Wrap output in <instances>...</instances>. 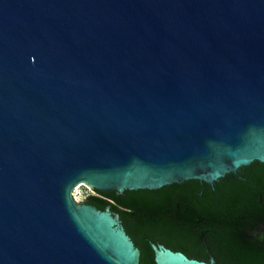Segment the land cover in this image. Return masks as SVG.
<instances>
[{
    "label": "water",
    "instance_id": "1",
    "mask_svg": "<svg viewBox=\"0 0 264 264\" xmlns=\"http://www.w3.org/2000/svg\"><path fill=\"white\" fill-rule=\"evenodd\" d=\"M254 161L264 0H0V264H140L78 186L213 185Z\"/></svg>",
    "mask_w": 264,
    "mask_h": 264
},
{
    "label": "trees",
    "instance_id": "2",
    "mask_svg": "<svg viewBox=\"0 0 264 264\" xmlns=\"http://www.w3.org/2000/svg\"><path fill=\"white\" fill-rule=\"evenodd\" d=\"M89 202L108 206L130 224L140 264H156L147 238L190 258L216 264H264V162L254 161L213 185L198 179L156 190H95Z\"/></svg>",
    "mask_w": 264,
    "mask_h": 264
},
{
    "label": "rangeland",
    "instance_id": "3",
    "mask_svg": "<svg viewBox=\"0 0 264 264\" xmlns=\"http://www.w3.org/2000/svg\"><path fill=\"white\" fill-rule=\"evenodd\" d=\"M81 187H79V189L76 192V196L75 198L77 199V201H82L88 194H96V191H94L90 186L85 185V184H81ZM78 188V187H77ZM76 188V189H77ZM75 193V191H74Z\"/></svg>",
    "mask_w": 264,
    "mask_h": 264
},
{
    "label": "flooded vegetation",
    "instance_id": "4",
    "mask_svg": "<svg viewBox=\"0 0 264 264\" xmlns=\"http://www.w3.org/2000/svg\"><path fill=\"white\" fill-rule=\"evenodd\" d=\"M125 191H126V190H125ZM125 191H124V192H125ZM91 195H93V193H92V194H91V193L88 194V195H87L82 201H84L86 204H90V205H92V204L89 202V198H90ZM108 207H110V206H108ZM110 210L113 211V210L111 209V207H110ZM114 212H115V211H114ZM122 222H123V220H122ZM123 226H124V228H125L126 231H127L128 227H130V224L127 223L126 226L123 224ZM127 233H128V231H127ZM131 238H132L133 241L135 242L136 246L139 247V249L141 250L140 246L137 245L136 240H135L133 237H131ZM146 240L150 242V245H151L152 242H155V243H157V244H163V245L166 246V244L163 243V242L160 241V240H154V239H152V238H147ZM151 247H152V246H151ZM166 247H168V246H166ZM168 248H169V247H168ZM170 249H171V248H170ZM141 253H142V250H141ZM211 258H212V257H210V259H211Z\"/></svg>",
    "mask_w": 264,
    "mask_h": 264
},
{
    "label": "bare ground",
    "instance_id": "5",
    "mask_svg": "<svg viewBox=\"0 0 264 264\" xmlns=\"http://www.w3.org/2000/svg\"><path fill=\"white\" fill-rule=\"evenodd\" d=\"M79 187H81V186H78V188L75 190V193H74V194H75V196H76V192H77V190L79 189Z\"/></svg>",
    "mask_w": 264,
    "mask_h": 264
}]
</instances>
